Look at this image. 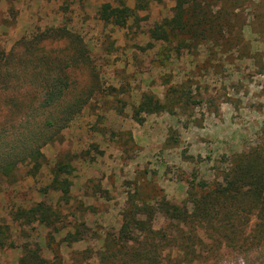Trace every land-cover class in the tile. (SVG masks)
Returning a JSON list of instances; mask_svg holds the SVG:
<instances>
[{
	"label": "rangeland",
	"instance_id": "1",
	"mask_svg": "<svg viewBox=\"0 0 264 264\" xmlns=\"http://www.w3.org/2000/svg\"><path fill=\"white\" fill-rule=\"evenodd\" d=\"M233 1L212 0L210 9L213 12L218 6L234 8L226 15L230 29H238V36L229 43L233 47L220 41L221 45L214 48L210 41L205 44L201 41L187 50L167 52L161 63L158 61L160 42L150 41L148 30L171 15L174 0L151 1L145 11H138L137 19L129 18L125 27L98 18L99 6L104 2L114 5V0H14L11 3L0 0V44L5 51L21 36L29 37L46 27L63 25L83 40L92 61L91 77L83 68L71 71L77 86L91 79L97 82V89L81 112L56 141L42 148L44 159L34 176L26 174L24 165L13 171L11 181L0 176V224L8 225L9 240L13 242L12 247L0 248V264H17L25 244L31 248L37 244L40 255L51 259L52 251L44 241L50 229L36 222L26 225L12 221L9 213L39 200L56 203L58 192L42 193L39 189L48 182L49 167L57 159H68L74 171L69 203L59 206L63 217L57 222L61 230L54 242L71 231L73 224L82 222L89 228L84 239L69 245L51 242V246L57 247L62 263L71 264L70 252L84 248L94 252L101 245L104 231L117 229L128 193H133L136 204L161 195L180 204L188 179L195 177L210 182L221 155L240 152L261 138L264 0H236V7H232ZM125 4L131 7L133 0H125ZM9 5L14 12L12 21ZM147 42L152 47H147ZM45 43L50 50L67 46L64 40ZM50 54L55 52L51 50ZM165 80L168 81L163 84ZM184 81L191 82L189 95L199 100L198 103L183 104L172 113H141L139 122L132 119V108L141 93L150 92L162 99L167 84L179 85ZM96 129L102 130V135L107 134L112 148L103 144L106 142H99ZM125 134L137 144V150L125 145ZM113 135H118L116 140L122 143L115 144L110 139ZM115 145L120 153L114 151ZM99 150L103 154H98ZM85 179L89 182H84ZM96 186L99 190L93 193ZM151 223L155 229L162 227L163 215L156 211ZM252 223L253 218L245 231L248 232ZM229 242L234 245L212 239L202 245L195 244L198 255L189 264H264V239L258 244L245 242L240 248L237 236ZM167 254L170 259H166ZM162 256V264H186L176 248H166ZM78 261L98 264L94 254L87 259L79 257Z\"/></svg>",
	"mask_w": 264,
	"mask_h": 264
},
{
	"label": "trees",
	"instance_id": "2",
	"mask_svg": "<svg viewBox=\"0 0 264 264\" xmlns=\"http://www.w3.org/2000/svg\"><path fill=\"white\" fill-rule=\"evenodd\" d=\"M4 1L11 3L14 0ZM114 1V5L104 2L99 6L98 18L125 27L129 18L137 19L138 11H145L154 0H133L131 7L125 4V0ZM235 2L232 7H236ZM211 5L212 0H174L171 15L154 23L148 30L150 41L160 42L159 62H164L167 52L187 50L201 41L204 44L210 41L214 48L221 45L220 41L233 47L229 43L238 36V29H230L226 15L234 8L227 10L218 6L211 12ZM7 9L12 21V6ZM60 40L66 41L67 46H55L51 49L55 54H50L45 42ZM146 46L152 47V44L147 42ZM74 68H83L90 77L93 76L85 43L63 25L46 27L29 37L21 36L6 51L0 44L1 177L13 180V171L23 165L27 167L26 174L34 176L44 159L42 148L56 141L61 131L88 103L97 89V82L91 79L87 84L77 86L71 74ZM190 87L191 82L185 81L179 85L167 84L162 99L150 92L141 93L132 108V119L139 122L141 113H172L183 104L198 103L199 100L189 95ZM124 140L128 143L125 142L126 146L134 149L129 134H125ZM115 142L122 143L120 139ZM73 171L68 159L55 160L49 167V181L39 190L42 193L58 192L56 203L51 205L39 200L9 213L12 221L26 225L36 222L50 229L44 241L52 251L51 259L46 260L40 255L37 244L32 248L25 244L17 264H63L57 247L51 246V242L69 245L85 238L89 228L81 222L73 224L71 231H66L59 241L54 242L61 230L57 222L63 217L59 206L67 205L70 200ZM186 183L185 196L180 204L168 201L163 195L136 204L133 193H128L119 213L117 229L104 231L101 245L94 252L88 248L70 252V263L81 264L79 257L87 259L94 254L98 264H162V252L166 248H176L182 253L181 261L189 264L198 255L194 250L197 243L202 245L209 239L230 243L237 236L240 248L245 242L258 244L264 239V133L254 145L240 152L221 155L210 182L194 177ZM98 190L99 186H96L93 193ZM156 211L165 220L157 229L151 223ZM252 218L253 223L247 232L245 227ZM12 246L8 225L0 224V248ZM165 257L170 259V254Z\"/></svg>",
	"mask_w": 264,
	"mask_h": 264
},
{
	"label": "crops",
	"instance_id": "3",
	"mask_svg": "<svg viewBox=\"0 0 264 264\" xmlns=\"http://www.w3.org/2000/svg\"><path fill=\"white\" fill-rule=\"evenodd\" d=\"M96 131V132H95ZM94 132L96 133V134H99L100 136V139L101 140H99V142L101 143V142H106V143H103V144H105L106 146H108V144H109V146L110 147H108V149L109 148H112L111 147V145H110V140L107 138V134H105V135H102V133H104L102 130H99V129H96ZM102 139L104 140V141H102ZM110 139H112L114 142H115V140H116V136L115 135H113V137H111L110 136ZM135 143V142H134ZM115 144H116V142H115ZM137 144L135 143L134 144V148H135V150H137V146H136ZM119 151V153L121 152V150L119 149V147L117 146V145H115V150L114 151ZM100 151V150H99ZM98 154H103V152L102 151H100V152H98ZM49 178H50V176H49ZM88 179H85L84 180V182H86ZM49 181V180H48ZM72 181V180H71ZM101 181V180H100ZM72 184H73V182H72Z\"/></svg>",
	"mask_w": 264,
	"mask_h": 264
}]
</instances>
